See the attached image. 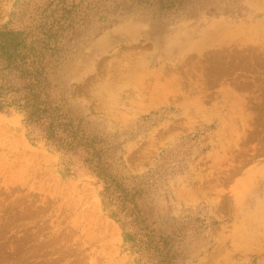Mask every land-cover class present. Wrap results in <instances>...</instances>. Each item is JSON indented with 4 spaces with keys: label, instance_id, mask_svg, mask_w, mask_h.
Here are the masks:
<instances>
[{
    "label": "rangeland",
    "instance_id": "rangeland-1",
    "mask_svg": "<svg viewBox=\"0 0 264 264\" xmlns=\"http://www.w3.org/2000/svg\"><path fill=\"white\" fill-rule=\"evenodd\" d=\"M0 264H264V0H0Z\"/></svg>",
    "mask_w": 264,
    "mask_h": 264
},
{
    "label": "bare ground",
    "instance_id": "bare-ground-1",
    "mask_svg": "<svg viewBox=\"0 0 264 264\" xmlns=\"http://www.w3.org/2000/svg\"><path fill=\"white\" fill-rule=\"evenodd\" d=\"M221 34V33H220ZM213 37V36H212ZM216 37V36H215ZM211 38V37H210ZM207 39V38H206ZM176 44H178V43H176Z\"/></svg>",
    "mask_w": 264,
    "mask_h": 264
}]
</instances>
